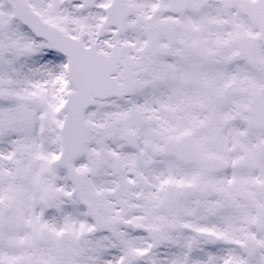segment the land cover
Returning a JSON list of instances; mask_svg holds the SVG:
<instances>
[{
    "label": "snow or ice",
    "instance_id": "6c2138e0",
    "mask_svg": "<svg viewBox=\"0 0 264 264\" xmlns=\"http://www.w3.org/2000/svg\"><path fill=\"white\" fill-rule=\"evenodd\" d=\"M0 264H264V0H0Z\"/></svg>",
    "mask_w": 264,
    "mask_h": 264
}]
</instances>
